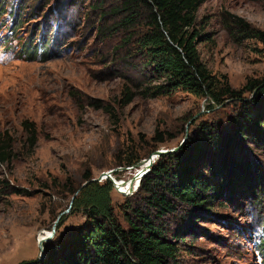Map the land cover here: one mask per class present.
Returning a JSON list of instances; mask_svg holds the SVG:
<instances>
[{
	"label": "rangeland",
	"instance_id": "1",
	"mask_svg": "<svg viewBox=\"0 0 264 264\" xmlns=\"http://www.w3.org/2000/svg\"><path fill=\"white\" fill-rule=\"evenodd\" d=\"M57 1L0 0V5L4 3L0 12V149L7 156L0 161V264L44 260H39V236L50 232L68 207L72 196L64 188L66 179L78 186L87 173L97 180L113 171L114 180L130 181L153 154L157 132L166 139L157 150L178 149L174 153L202 128L230 134L241 121L239 112L245 119L243 104L253 102L258 91L245 92L243 101L227 100L210 111L205 99L183 92L157 98L136 94L124 104L127 83L117 72L131 74L116 53L123 37L97 33L99 11L94 7L100 0H65L51 33L63 37L54 57L42 61L21 56L20 47L31 29L47 33L43 24L53 20L49 12ZM204 1L196 25L205 36L198 52L208 71L237 91L253 83L263 86L264 44L230 25L236 17L248 30L264 32V0ZM19 3L24 21L13 32L9 15ZM260 129L264 130L263 125ZM244 146L243 152L254 154L261 170L259 201L251 200L243 189L231 202L225 199L224 207L215 202L201 219L189 218L187 208L180 207L169 220L167 237L176 232L183 235L180 260L184 264H264V247L259 244L264 240V152L255 149L251 140ZM131 157L139 158L137 167L123 166ZM106 180L110 181L101 182ZM131 192L120 193L113 187L110 194L114 215L124 229L127 216L133 217L130 208L143 205V193ZM71 213L59 220L54 236L44 243V252L46 245L84 225L82 215Z\"/></svg>",
	"mask_w": 264,
	"mask_h": 264
},
{
	"label": "trees",
	"instance_id": "2",
	"mask_svg": "<svg viewBox=\"0 0 264 264\" xmlns=\"http://www.w3.org/2000/svg\"><path fill=\"white\" fill-rule=\"evenodd\" d=\"M64 1H57L55 10L49 12L54 17L43 24L46 34H42V28L29 31L28 39L20 47L21 56L39 57L42 61L54 57L53 52L59 50L63 37L51 33L56 29L55 20L61 17L59 5ZM204 2L100 0V5L94 7L99 11L97 33L101 37H123L115 52L121 55L118 61L131 74L125 76L117 72V77L127 83L124 104H129L136 94L142 98H157L183 92L205 99L210 111L227 100L241 102L245 92L258 88L253 102L242 105L245 119L239 112L237 118L241 121L228 131L230 134L215 127L202 128L177 153L160 156L140 182L138 191L143 193V205L130 208L133 217L127 216V229L114 215L110 181L88 184L79 191L71 209V214L82 215L84 225L46 245L42 262L21 264H184L180 260L183 235L176 232L167 237L169 220L178 215L180 207L187 208L189 218L201 219L215 202L224 207L225 199L231 202L243 189L251 200L259 201L256 197L263 188L261 170L253 159L254 154L242 149L251 140L255 149L264 152V130L260 129V125L264 127V85L259 87L253 83L237 91L226 80H219L208 71L198 52V45L205 36L196 25V14ZM3 5L2 2L0 12ZM9 16V30L16 32L24 21L21 3ZM232 20L231 28L238 27L247 37L264 44V32L248 30V25L239 18ZM37 38H40L38 44ZM102 107L96 105V108ZM156 136L157 146L153 151L166 142L158 132ZM6 160L1 148L0 161ZM138 161L139 158L131 157L123 166L132 167ZM91 179L87 173L82 184ZM82 184L76 186L66 179L64 188L73 196ZM43 236L46 234L41 238ZM259 244L264 247V240Z\"/></svg>",
	"mask_w": 264,
	"mask_h": 264
},
{
	"label": "water",
	"instance_id": "3",
	"mask_svg": "<svg viewBox=\"0 0 264 264\" xmlns=\"http://www.w3.org/2000/svg\"><path fill=\"white\" fill-rule=\"evenodd\" d=\"M186 137H187V135L185 136V138H186ZM176 150H178V149L168 150V151L157 150V151H154L153 154H152L149 158H147L146 160H144V161H146V163H147L146 170L143 171V172H140V173H139V171H137L136 174L134 175L135 179L137 180V186L135 187L134 190H131V191H132L131 193L135 192V191L138 189V187H139V185H140V182H141L142 178H143L146 174L149 173V171H150L149 168L153 165V163L155 162V160H157V159H158L160 156H162V155L172 154V153H174ZM134 166L137 167L136 164H135ZM112 173H113V171L105 172V173H103V174L99 177V179H97V180H96V179H91V180H89V181H87V182H85V183H83V184L81 185V187L79 188V190H78V191H77V192L71 197L67 209L58 215V217H57V219H56V222L53 224V227H52L51 230H50V235H49V237H47V239L45 240V242H48V241H50V240L52 239V237H53L54 234H55L56 226H57V224L59 223V220H60L63 216L67 215V214L71 211V209H72V205H73V201H74V199L76 198V196L78 195L79 191H80L82 188H84L85 186H87V185L90 184V183H97V182H101L103 179H104V180H105V179H109V180L112 182L113 187H114L116 190L118 189V188H117V186H118L117 184H118V183L113 179V177H112ZM129 192H130V191H129ZM127 193H128V192H127ZM124 194H126V193H124ZM38 245H39V249H40V253H41V257H40L39 260L42 261V260L45 258V252H44V250H43V242L40 241V242L38 243Z\"/></svg>",
	"mask_w": 264,
	"mask_h": 264
},
{
	"label": "bare ground",
	"instance_id": "4",
	"mask_svg": "<svg viewBox=\"0 0 264 264\" xmlns=\"http://www.w3.org/2000/svg\"><path fill=\"white\" fill-rule=\"evenodd\" d=\"M141 167L142 168L140 169L139 173L146 170V167H147L146 161L141 164ZM115 181L118 183L117 184L118 185L117 186V188H118L117 190L120 193L128 194L127 192L131 191L130 189H133L134 187L137 186V180L135 178L131 179L130 181H119V180H115ZM43 234H46L49 237L50 232L45 231V232L41 233L40 236H39V241H42L43 242V246H44V243H45L46 239L45 238L40 239Z\"/></svg>",
	"mask_w": 264,
	"mask_h": 264
}]
</instances>
